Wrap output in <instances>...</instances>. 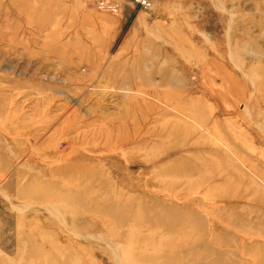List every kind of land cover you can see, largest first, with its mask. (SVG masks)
<instances>
[{
    "label": "rangeland",
    "instance_id": "1",
    "mask_svg": "<svg viewBox=\"0 0 264 264\" xmlns=\"http://www.w3.org/2000/svg\"><path fill=\"white\" fill-rule=\"evenodd\" d=\"M153 2L0 0V264H264V0Z\"/></svg>",
    "mask_w": 264,
    "mask_h": 264
},
{
    "label": "built area",
    "instance_id": "2",
    "mask_svg": "<svg viewBox=\"0 0 264 264\" xmlns=\"http://www.w3.org/2000/svg\"><path fill=\"white\" fill-rule=\"evenodd\" d=\"M155 0H133L135 5L144 8V9H149L152 5V2Z\"/></svg>",
    "mask_w": 264,
    "mask_h": 264
},
{
    "label": "bare ground",
    "instance_id": "3",
    "mask_svg": "<svg viewBox=\"0 0 264 264\" xmlns=\"http://www.w3.org/2000/svg\"><path fill=\"white\" fill-rule=\"evenodd\" d=\"M153 3H154V2H152V4H151L152 6H153ZM122 93H125V94H126V90H123Z\"/></svg>",
    "mask_w": 264,
    "mask_h": 264
}]
</instances>
